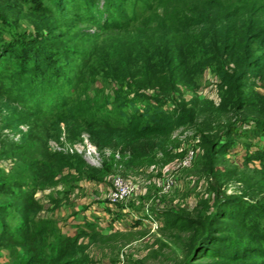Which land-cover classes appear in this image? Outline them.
Segmentation results:
<instances>
[{"label": "rangeland", "instance_id": "rangeland-1", "mask_svg": "<svg viewBox=\"0 0 264 264\" xmlns=\"http://www.w3.org/2000/svg\"><path fill=\"white\" fill-rule=\"evenodd\" d=\"M57 1L0 0V52L33 43L54 64L53 88L47 79L38 81L39 91L26 98L17 97V90L24 83L33 87L35 68L28 65L23 74L20 54L0 63V206L9 215L0 220V264H20L35 251L54 258L44 244L53 243L56 232L65 252L60 258L72 264H239L215 257L210 244L192 252L190 223L180 224L204 214L217 231L222 220H213L223 202L244 201L243 208L254 209L264 204V162L258 156L264 152V70L242 75L230 59L238 52L228 57L206 48L188 20L201 14L214 19L220 12L248 16L261 42L264 0H129L115 31L84 23L77 11H59ZM37 107L45 113L31 118L25 111ZM178 108L198 117L146 158L130 160L107 149L94 166L86 153L68 152L80 146L88 125L121 126L137 119V111L152 117ZM59 119L71 125H57ZM14 122L32 130L25 144L12 133ZM59 132L62 145L55 142ZM32 166L42 169L44 188L32 194L37 207L30 226L40 223L44 232L25 251L14 243L22 239L17 230L23 222L16 204L24 205L19 192H28L37 177ZM114 175L141 184L133 197L112 206L106 195ZM4 225L15 239L2 233Z\"/></svg>", "mask_w": 264, "mask_h": 264}, {"label": "trees", "instance_id": "trees-1", "mask_svg": "<svg viewBox=\"0 0 264 264\" xmlns=\"http://www.w3.org/2000/svg\"><path fill=\"white\" fill-rule=\"evenodd\" d=\"M129 0H58V9L63 13H74L78 12V18L84 23H94V25L104 31H115L122 27V12L126 9V5ZM207 6V4H206ZM75 10V11H73ZM85 15V16H84ZM119 20H117V18ZM201 14L200 16H194L188 20L192 28H196L198 32L204 37L203 41L206 44V48H215L222 56L227 55L228 57L234 52H238V56H233L230 59L239 69V73L243 75L249 74V76H256L264 70V40L261 42L257 40L255 32L259 30L257 25H253L249 21L248 16H234L233 14H226L220 12V14L214 16ZM214 33V35L212 33ZM17 49V51H16ZM2 51V50H1ZM254 51H259L258 55H254ZM0 63L18 57L20 54V67L22 68L23 74L28 70V65L34 67L36 71L32 74L33 87L29 88L24 83L22 87L18 88L20 93L17 97L30 98L36 95L38 88L41 84L38 81L44 82L47 79L48 84L53 88L52 76L49 74V70L52 69L53 63L49 60V57L45 54L44 50L36 51L33 43L21 46L20 44H14L10 50L0 52ZM47 71V72H46ZM46 75H49L45 78ZM22 74V73H21ZM8 77V76H7ZM4 82H11V80H5ZM20 83L19 85H21ZM19 85H12V87H18ZM231 87V85H230ZM2 112L6 116H11V113H7L9 105L2 104ZM39 108V107H37ZM32 118L36 113H45L39 110H28ZM138 115L137 119L128 120L126 124L121 126L109 127V124L104 123L103 125L95 126L88 125L87 136L88 142L97 150L98 153L102 154L104 150H110L117 152L120 156H127L130 160H140L150 156L154 151L161 149L166 142L167 137L174 131L183 127L193 125L198 114L194 111H187L178 108L172 114H155L152 117L146 116L145 112H135ZM217 116H213L212 119H216ZM217 122V119L216 121ZM64 124L68 128L71 124L69 120H57V125ZM21 123H13L12 133L17 137L18 142L25 144L31 137L32 130L27 127L25 131L21 129ZM222 131V128H221ZM229 137V135H228ZM70 140L68 139V142ZM59 145H62L59 138L57 139ZM82 142V141H80ZM208 147V146H207ZM62 154V153H55ZM208 157L213 163L212 151L207 150ZM261 162H264V152L258 154ZM40 168L43 164H39ZM213 165V164H212ZM208 167V166H207ZM36 169L32 166V173L36 175L33 182L28 183L31 187L28 192L25 187L21 188L23 192H19L23 197L18 199L24 202V205L19 208L17 207V214L22 219V228L17 230L22 236L21 240L15 239V232H8V226L3 227V234L7 233V236H14V243L24 247L25 251L27 243L34 244L35 238L40 239V232H44L43 229L39 230V224L30 226L31 209L37 207L36 204H32V194L38 188H44L40 184L38 174L42 169ZM210 174L214 175V170L209 168ZM215 176V175H214ZM28 186V187H29ZM30 193V196L27 194ZM28 197V198H27ZM34 203V202H33ZM264 203V202H262ZM206 204V203H205ZM244 201H228L223 202L221 207L223 210L217 212V218L213 221L222 220L220 226L217 227V231H214L213 225L209 223L206 215L201 214L198 216L196 221L182 220L184 224L190 223L189 237H188V249L191 248L192 252H202L207 248V244H210L209 250L214 254L215 257L224 259L231 263L239 264H264V204H261L258 208L254 209L246 205L243 208ZM230 208L234 210L224 216V211H228ZM243 209V210H241ZM33 212V210H32ZM8 211L2 209L0 206V220L3 215L6 217ZM254 217V218H252ZM225 220L227 222H225ZM231 222H236L241 227L239 230L235 226H231ZM258 226H261L259 230ZM39 230V231H38ZM15 231V230H14ZM230 231L232 233H230ZM38 232V233H37ZM229 232V233H228ZM54 237L53 243L44 244L48 247L50 254H57L54 258L47 256H39L38 251L32 252L29 258H21L20 264H72V262H63L60 258L63 254V240L59 233ZM227 234V235H225ZM233 238H229L231 235ZM52 244V247L50 245ZM262 244V245H261ZM46 251V250H45ZM210 254V255H213ZM260 259V260H259ZM262 259V260H261ZM259 260V261H257Z\"/></svg>", "mask_w": 264, "mask_h": 264}, {"label": "built area", "instance_id": "built-area-1", "mask_svg": "<svg viewBox=\"0 0 264 264\" xmlns=\"http://www.w3.org/2000/svg\"><path fill=\"white\" fill-rule=\"evenodd\" d=\"M23 131V127H21ZM63 141V140H62ZM79 146V145H78ZM58 152L64 151L62 147H56ZM69 153H78L82 154L83 152L91 159L94 166L99 164L100 158L97 150L88 142V136H84L80 146H74L73 148L68 149ZM118 156V155H117ZM191 158V156H190ZM190 158H186L182 164L186 166L190 162ZM109 189L106 195L108 204L115 206L121 202H125L133 197L141 184L140 180L125 178L119 175H114L108 180Z\"/></svg>", "mask_w": 264, "mask_h": 264}, {"label": "crops", "instance_id": "crops-1", "mask_svg": "<svg viewBox=\"0 0 264 264\" xmlns=\"http://www.w3.org/2000/svg\"><path fill=\"white\" fill-rule=\"evenodd\" d=\"M79 216L77 215V217L76 218H78Z\"/></svg>", "mask_w": 264, "mask_h": 264}]
</instances>
